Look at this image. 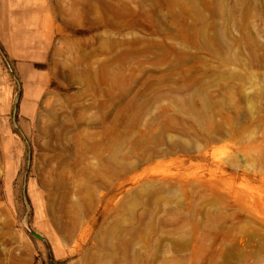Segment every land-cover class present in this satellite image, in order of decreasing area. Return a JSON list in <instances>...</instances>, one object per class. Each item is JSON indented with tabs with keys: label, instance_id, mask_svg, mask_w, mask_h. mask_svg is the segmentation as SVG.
<instances>
[{
	"label": "rangeland",
	"instance_id": "rangeland-1",
	"mask_svg": "<svg viewBox=\"0 0 264 264\" xmlns=\"http://www.w3.org/2000/svg\"><path fill=\"white\" fill-rule=\"evenodd\" d=\"M0 167V264H264V0H0Z\"/></svg>",
	"mask_w": 264,
	"mask_h": 264
},
{
	"label": "bare ground",
	"instance_id": "bare-ground-1",
	"mask_svg": "<svg viewBox=\"0 0 264 264\" xmlns=\"http://www.w3.org/2000/svg\"><path fill=\"white\" fill-rule=\"evenodd\" d=\"M56 52H57V51H56ZM82 62H83V61H82ZM65 66H66V65H65ZM67 67H68V66H67ZM70 67H71V66H70ZM72 67H73V66H72ZM106 67H107L106 64L103 65L102 70H103V71L106 70ZM67 69H68V68H67ZM73 70H74V67H73ZM76 70H77V69H75L74 71L76 72ZM108 70H109V69H108ZM108 70H106V71H108ZM64 71H65V70H64ZM73 73H74V72H73ZM81 73H82V72H81ZM81 73H80V74H81ZM108 73H109V71H108ZM70 74H71V73H70ZM74 74H75V73H74ZM77 74H78V72H77ZM102 74H103V73H102ZM104 74H105V73H104ZM84 75H85V74H84ZM81 76H82V75H81ZM101 76H102V75H101ZM79 78H80V77H79ZM94 78H95V77H94ZM96 79H97V78H96ZM106 79H107V78H106ZM103 81H104V80H103ZM107 82H108V81H107ZM107 82H106V83H107ZM102 83H103V82H102ZM104 83H105V82H104ZM108 83H109V82H108ZM108 83H107L106 85H108ZM38 87H40V86H38ZM105 91H106V90H105ZM48 104H49V103H48ZM50 111H51V110H49V112H50ZM49 112H48V113H49ZM64 112H65V111H64ZM51 115H52V114H51ZM36 116H37V115H36ZM36 116H35V117H36ZM64 116H65V115H64ZM52 118H53V117H52ZM36 119H37V118H36ZM51 120L53 121V119H51ZM59 120H60V119H59ZM66 121H67V120H66ZM69 121H70V120H69ZM59 122H60V121H59ZM74 122H75V120H74ZM48 123H50V122L48 121ZM48 123H46V124H48ZM54 123H55V122H54ZM37 124H38V123H37ZM37 124H36V125H37ZM63 124H64V122H63ZM55 125H57V124H55ZM61 125H62V124H61ZM38 126H39V125H38ZM48 126H50L49 128H52L54 125H53V126H52V125H48ZM65 126H66V125H65ZM72 126H73V125H72ZM46 127H47V125H46ZM68 127H69V126H68ZM41 128H43V126H42ZM49 128H48V129H49ZM53 128H56V127H53ZM61 128H62V126H61ZM59 130H60V129H59ZM66 130H67V129H66ZM46 131H47V130H46ZM50 131H52V130H50ZM56 131H57V130H56ZM52 132H53V131H52ZM52 132H51V134H52ZM54 132H55V130H54ZM49 135H50V134H49ZM56 135H57V134L55 133V136H56ZM55 136H53V137H55ZM53 137H52V138H53ZM64 137H65V136H64ZM54 139L56 140V138H54ZM57 139H59V138H57ZM51 140H52V139H51ZM59 140H60V139H59ZM8 141H9V140H8ZM49 142H50V141H49ZM59 142H60V141H59ZM51 143L53 144L52 141H51ZM51 143H50V144H51ZM48 146H50V145H48ZM54 146H55V145H54ZM62 146H63V145H62ZM76 146H77V145H76ZM62 149H63V148H62ZM64 149H66V148L64 147ZM108 149H109V148H108ZM69 150H70V149H69ZM53 151H54V150H53ZM65 151H66V150H65ZM66 152H68V150H67ZM52 153H54V152H52ZM55 153H56V152H55ZM70 154H71V152H70ZM70 154H69V155H70ZM57 156H59V155H57ZM59 157H60V156H59ZM61 157H62V156H61ZM63 157H64V156H63ZM47 158H48V156H47ZM49 159H50V158H49ZM54 159H55V158H54ZM54 159H53V160H54ZM60 159H62V158H60ZM60 159H59V161L61 162ZM51 160H52V159H51ZM51 160H50V161H51ZM53 160H52V161H53ZM63 160H64V159H63ZM103 160H104V159H103ZM108 160H110L111 163H115V162H116V160H115L114 157H111V158H109ZM105 161H106V159H105ZM47 162H48V161H47ZM48 163H49V162H48ZM102 163H103V162H102ZM106 164H107V163H106ZM120 164H121V163H119L118 165H120ZM103 165H104V167L106 166L105 163H104ZM122 166H123V165H122ZM6 167H7V166H6ZM0 168H2V167H0ZM120 168H121V167H120ZM0 172H1V171H0ZM96 175H97V174H96ZM56 181H57V180H56ZM57 182H58V181H57ZM69 211H70V210H69ZM66 213L69 214V213L67 212V210H66Z\"/></svg>",
	"mask_w": 264,
	"mask_h": 264
}]
</instances>
